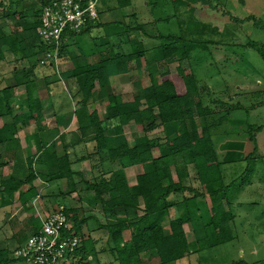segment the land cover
Wrapping results in <instances>:
<instances>
[{
	"label": "trees",
	"instance_id": "obj_1",
	"mask_svg": "<svg viewBox=\"0 0 264 264\" xmlns=\"http://www.w3.org/2000/svg\"><path fill=\"white\" fill-rule=\"evenodd\" d=\"M53 1L0 0V18L12 22L16 18V25L22 28L21 32L16 28L7 34L0 26V64L6 61L7 52H11L16 63L11 80L0 87V170L14 165L11 174L0 177V210L17 202L24 211L30 212L31 203L38 196L37 187L34 186L38 178L46 183L66 181L68 187L65 193L60 194L62 197L76 191L74 180L78 178L79 183L85 185L84 190L93 194V202L99 203L103 212L115 220L102 227L108 234L110 252L118 264H146L144 258L150 259L153 252L159 260L158 264H176L206 248L236 240L235 216L229 207L227 194L231 187H238L242 183L250 169L248 166L238 178L226 184L222 167L228 162L219 160L215 138L223 133L222 127L227 123L228 116L240 109L241 105L219 100H212L211 104L212 92L198 78L194 53L205 51L209 45H218L192 40L203 33L214 32L202 23L190 21L187 26L188 34L196 35L195 38L157 33L150 39L159 43L149 48L145 47L143 40L131 39L129 34L132 29L123 22L104 24L95 20L79 33L67 30L63 34L60 60L65 55V41L75 40L95 29H103L105 33L104 37L96 39L100 42L97 45L99 51L90 58L81 55L75 59L74 69L61 77L65 81L75 82L77 90L73 98L79 109L81 136L84 141L95 144L94 154L100 155V158L105 156L114 167L109 178L102 175L85 180L82 174L72 171L67 151L57 152L55 143L47 146L42 142L38 145L36 162V156L28 158L24 168L18 153L13 152L12 159H8V149L18 145L16 136L20 127L36 124L39 131L45 129L41 124L53 107L52 98L50 102L43 101L39 92L49 87L47 80L56 76V69L49 64L40 67L38 63L48 49L38 35L42 7ZM75 1L83 7L86 5L85 0ZM131 1L98 0V4L106 2L109 6L105 9L113 11L130 7ZM172 1L191 7L199 2ZM98 4L96 10L100 16L102 9ZM135 29L139 31L142 28L138 25ZM112 37L118 39L116 44L107 41ZM122 37L125 44L130 45L129 51ZM237 47L255 50L264 61V44L248 41L237 44ZM147 54L149 61L145 62ZM168 62H179L183 66H177L175 75L170 71L161 73V82L155 83L154 77L158 76L159 67ZM44 70L51 71V77ZM145 71L151 84L140 93L127 96L114 93L112 78L122 75L134 77ZM20 88L24 89V96L17 99L16 91ZM97 101H105L104 120L97 111L87 113L88 106ZM14 102L16 109L12 107ZM82 117L86 120L85 124L81 123ZM105 122L114 123L108 134L106 132L110 128L106 130ZM131 123L143 133L134 140L133 145L123 135V128ZM158 129L164 134V140L160 142L149 137ZM188 164L193 165L202 192L184 184ZM134 166L142 167L143 173L137 176V184L129 187L124 169ZM186 192L193 196L181 202L170 201L173 195ZM205 197L209 198L211 207L202 214L206 204L197 199ZM172 207L176 208L174 219L169 215ZM63 211L71 223L67 233L82 239V245L74 254L71 264H94L88 257L96 255L95 249L90 235L83 231L88 218L83 216L81 208H65ZM200 222L206 223L201 230L202 238L189 241L183 226L191 223L195 230ZM38 230L39 227L35 228V232ZM126 233H129V239L125 238ZM209 234H212V240ZM17 248L10 253L7 249H0V264H26L13 257ZM233 264L249 263L240 261Z\"/></svg>",
	"mask_w": 264,
	"mask_h": 264
},
{
	"label": "rangeland",
	"instance_id": "obj_2",
	"mask_svg": "<svg viewBox=\"0 0 264 264\" xmlns=\"http://www.w3.org/2000/svg\"><path fill=\"white\" fill-rule=\"evenodd\" d=\"M104 3L98 4L99 8L102 9V13L100 14L101 17L97 13V20L104 24L109 23V21L125 23L126 26L132 29L129 34L130 38L136 41L143 40L145 47L155 46L159 43L150 39V36H155L157 33L183 36L186 39L195 38L196 35L188 34L187 31L190 21L202 23L203 26L214 30V32H206L192 39L218 43V45H209L205 51L194 53L195 70L200 81L205 82L212 92L211 104L212 100H219L227 104L239 103L241 105L240 109L228 116L227 123L222 127L223 133L221 136L215 138L217 145L220 144L228 148V153L223 158L224 162H228L222 167L224 182L229 184L244 173L248 166L250 171L248 170L249 173L241 181L242 183L238 187H231L227 194V198L231 202L235 201L236 197L241 199L239 203L242 206L239 209L241 217L237 221L234 220L237 239L223 245L206 248V250L196 254L194 259L202 264H233L240 261L249 264H264V200H260L261 196H258V193L252 192L250 194L247 192L248 181L264 183V104H261L264 103V61L255 50L237 47V44H244L248 41L264 44V30L262 29L264 28V0H199L194 6L192 5L193 7L172 0L168 2L166 0H132L130 7L113 11L105 10L106 6L109 5L106 2ZM16 24V18L13 22L0 18V26L7 34H11L16 28L21 32L22 28ZM138 25L142 28L139 31L135 29ZM99 34L102 37L105 36L103 29H95L89 34L78 37L81 39L79 42L81 48L86 53L99 51L97 45L100 42L96 40ZM123 40L124 46L129 51L130 45L125 44L124 38ZM107 41L116 44L118 39L112 37ZM115 50L117 51L116 48ZM208 53H210L209 56ZM6 57V61L0 64V87L11 80L12 72L16 68L11 52H7ZM144 61H149L148 54ZM20 66L22 67V65ZM177 66H183V64L168 62L166 65L160 66L158 76L154 77L155 83L161 82V73L170 71L175 75ZM64 69L59 65L60 74ZM131 78L132 80L128 79V81L133 82V78H135L141 83L139 93L145 89L144 86L151 84L146 71ZM64 82L68 84L67 81L64 80ZM259 93L261 95L256 96ZM74 94V92H71L72 97ZM23 96L24 89H18L16 98L20 99ZM95 103L102 116L101 118L105 119V101ZM12 107L17 108L15 102ZM28 127L30 128L29 125ZM259 127L262 128L257 131ZM23 128H26V126H23ZM36 128L39 129L37 126ZM108 128L106 127V130ZM142 135L143 133L137 132L135 127L126 131V139L130 145L134 143V136ZM150 137L156 142L164 140L161 129H158L154 134L150 133ZM19 142L18 145H15L16 147L13 146L14 148L8 149L7 156H10L8 159H12L11 154L13 152H19ZM220 145H218V148ZM13 150H17V152ZM248 156L250 158L246 159ZM5 171L0 170V177L4 176ZM137 171L133 170L131 174H128L130 182L135 180V172ZM100 172H104V169ZM100 172L97 171L93 175L88 174V180L97 174L102 176ZM186 172L187 177L184 179V184H190L198 188L199 191V182L193 165L188 164ZM175 180H177L176 176ZM80 188L83 189L82 186ZM254 188L257 189L258 187L255 186ZM59 190L57 189V192ZM82 191L81 194H84L85 191L83 193ZM238 191L239 193L236 194L235 192ZM76 196L79 197L80 194ZM60 197L64 201L66 200V198ZM64 201L57 204L53 196L50 199L42 197L36 203H34L35 200L32 201L33 211L35 212L30 211L27 213L36 215L38 209L39 212L45 215L72 206L73 209L81 208L83 216L88 218L87 228L95 225L90 220L92 218L90 215L93 213L98 216L99 220L104 221L103 215L96 212V208H100V212H102V206L99 203L89 206L82 202L79 203L77 199H69L66 203ZM82 204L84 207L81 206ZM44 205L46 206L45 211ZM7 210H0V249H7L10 253L22 245L33 232H31L32 226L29 223L31 215L27 214L21 206L19 207V204L16 203L12 206L9 213ZM171 213L173 214L174 211L171 210ZM102 241L98 247V253L106 260L111 255L110 246L107 243L105 244V239ZM253 246L258 248L255 250L252 248ZM241 251H243L244 256L240 255ZM90 262L94 263V258ZM154 262L158 263V258L155 257ZM183 263L182 261L178 264Z\"/></svg>",
	"mask_w": 264,
	"mask_h": 264
},
{
	"label": "crops",
	"instance_id": "obj_3",
	"mask_svg": "<svg viewBox=\"0 0 264 264\" xmlns=\"http://www.w3.org/2000/svg\"><path fill=\"white\" fill-rule=\"evenodd\" d=\"M107 11H109V10H107ZM105 14H108V13H105ZM100 17H101V15H100ZM111 22L112 21H109V23H111ZM99 37H102V35L99 34ZM80 40L81 39L77 38L75 40L72 39L69 41H65V44L67 45L66 49L64 50L65 55L60 60L61 68H65V69L61 72V74L59 73V74H56L55 77L54 76L51 77V74H53V73L51 71L44 70L45 74H50L49 77H51V78H48V80H47V82L50 85H49V87H46L42 91L39 92V97L43 101L49 100V102L52 98V105H53L51 111L46 116L45 121L42 123V125L44 126L45 129L39 131L36 128V124H27V125H25L26 128H23V126L20 127L16 138L19 139L18 141H20L19 142L20 148H19L18 154L20 156L21 166L23 168L26 166V160L28 158H32L36 155H39V153L37 151L38 145H41L42 142L46 143L47 146H49L51 143H55L57 152H62L63 150L67 151L69 159L72 163V167H71L72 171L82 174L85 180L90 181L87 178L89 176L88 174L93 175L97 171L100 172V170L104 169V172H100V175H103L105 178H109V175L112 172V168H114V167L110 165V163L107 161L105 156H102L103 158H100V155L94 154L95 144L92 142L84 141L83 137L81 136V132L79 130L80 121L78 119V110L79 109H78L77 105L75 104L76 101L74 100V98L71 95V92L76 93L77 87H76L74 81H69V82L67 81L68 84H66L64 82V79H62V77H61L63 74L68 73L74 69L75 59H77L81 55L82 56L84 55L85 57L90 58V56L93 53L98 52V51H95L92 53H86L81 48V43H79ZM89 62H90V59H89ZM140 74H138V75H140ZM115 78H117V77H115ZM115 78L111 79V85H112L113 91L115 90L114 91L115 94L127 96V95L139 93L141 83L138 82L137 79L133 78L134 81L130 82V81H128V79L132 80V78L129 76H126V75L118 76L117 79H115ZM59 84H61V85H59ZM149 85L150 84H147L143 88H146ZM96 105H97L96 103H92L91 105H89L87 108V113H90L92 111H97L99 116L102 117L99 110L96 108ZM54 113H56V114H54ZM105 114H106V111H105ZM102 120H104V119H102ZM85 121H86L85 118L82 117L81 123L85 124ZM107 123H105L104 126L109 127L110 130H108L106 132V134L111 132V128L114 126L113 122L108 123V124ZM28 125L30 126V128L28 127ZM132 125H134V124L131 123V124H129L123 128V135L125 137H126L127 129H130L132 127L133 128L135 127L136 131L139 132L137 130V127L135 125L134 126H132ZM35 128L37 131L35 130ZM156 131L152 132V134H154ZM218 136H221V135H218ZM61 137H62V139H61ZM138 137H141V136H134L135 139ZM149 137H150V135H149ZM150 138L153 139L152 137H150ZM215 144H216V150H217L219 160L221 162H224L223 158H224V156H226V153H228V148L226 146L224 147L220 144H218V145H220V147L218 148V145L216 142H215ZM90 154H92V155L90 156ZM37 157L38 156H36V158H35V162L37 160ZM33 167L34 168L36 167L35 163H34ZM2 170L3 171L6 170L3 173L4 176L9 175L13 172L14 165L13 166L8 165L7 167H4ZM133 170H136V171L138 170V171L135 172V180L130 182L128 174H131V172H133ZM128 171H130V172H128ZM124 172H125V176H126L129 187H133L137 184L136 183L137 176L139 174L143 173V168L139 167V166L126 167L124 169ZM98 175L99 174L95 175L94 177H96ZM74 181L76 183V189H75L76 191L74 193H72L71 195H67L66 197H63V198H66V200L64 201L63 199H61L60 194L65 193L67 191L68 184L66 181H54L51 183H46L41 178H38L34 182V186L37 187V190H38V196L34 199L35 200L34 203H36V201H38V200H41L42 197L43 198L48 197L50 199V197L53 196V197H55V202L57 204H59L62 201H64L66 203L69 199L70 200L71 199H77V201L79 203L82 202V203H85V205H89V206L95 205L96 203H94L92 200L93 194L91 192L90 193L86 192L85 190H84L85 192L82 191L85 188V185L83 183H79L78 178L75 179ZM263 185H264V183H262V182L248 181L247 192H249L250 194L252 192L258 193V196H261L260 200H264V186ZM81 186L83 187V189L80 188ZM187 186H190V187H192L198 191V188L193 187L190 184ZM255 186H257L259 189L257 188L258 189L257 190L256 188H254ZM199 187H200L199 192H202V190H201L202 187H201L200 183H199ZM57 189H60V190L57 192ZM71 189L72 188H69V190H71ZM81 191H82V193L84 192V194H81ZM54 193H57V194H54ZM235 193L237 194V193H239V191L235 192ZM77 194L78 195L80 194L81 197L80 196L77 197L76 196ZM190 195L193 196V194L190 192H186L184 194L173 195L170 198V201L181 202L184 199L191 198ZM56 196H57V198H56ZM235 199L236 200L233 202H231L229 200V204H230L229 207L235 216V221H237L241 217L239 209H241L242 206L239 205L241 199L238 197H236ZM197 200H198V202H203L204 204H206V208L205 209L203 208L201 211L202 214L206 213V210L211 207L209 198L208 197L198 198ZM16 203H14L12 206H14ZM17 204H19V203H17ZM47 204L49 205V203H47ZM47 204H45V205H47ZM45 205L43 207L44 211L46 209ZM12 206L5 208L4 210L8 209L7 212L9 213V211H10L9 209ZM20 206L21 205L19 204V207ZM31 206H32L31 211H32V213H34L35 211H33L34 208H33L32 203H31ZM81 206L84 207L83 204ZM21 208H22V206H21ZM66 208H68V207H66ZM69 208L73 209L72 206H70ZM74 209H76V208H74ZM96 209H97L96 212H99L101 215H103L104 221L102 222L101 220H99L98 216H96L93 213L90 215L92 217L90 220H92L95 225H93V227L90 226V228H87L86 225L83 226V231H86L90 235L91 244L94 246L95 253H96V255H93L92 257H88V260L90 261L92 258H94V261H95L94 264H118V262L115 260V257L112 254L110 255L109 259L106 258V260H104L105 258L100 256V254L98 253V247L103 242L102 241L103 239H105V244L107 243V245H109L108 244L109 243L108 242V234L103 229L102 226L107 224V222H113L115 220L113 218H111L109 216V214H105L103 212L102 208H101L102 212H100L101 211L100 208H96ZM171 210L174 211L173 214L171 213ZM37 211H38L37 212L38 214H36V215L35 214L34 215L29 214L25 211L27 214L31 215V217L29 218V223L32 226L31 232H33V234L35 232V228H38V227L40 228L41 219L43 217H45L46 215L51 214V213H47V214L43 215V213L39 212L40 210L37 209ZM169 215H170L171 219H174L176 217V208L175 207L170 208ZM108 217H110V218H108ZM205 224H206L205 222L198 223V225L195 226V230H194V227L192 226L191 223L185 224L183 226V229H184V232L186 233V235L188 237V240L191 242H194L196 240V238H202L201 237L202 236L201 230L203 229ZM128 236H129V233H126L125 238L129 239ZM212 237H213L212 234H209L210 240H212ZM252 248L256 250V248H258V247L253 246ZM151 254H152V257L150 259L144 258V261L146 262V264H158L159 262L158 263L154 262V259H155L154 252ZM196 254H198V253L192 254L188 259L183 260V262H184L183 264H198L199 263L198 260L194 259ZM240 255L244 256L243 251H241ZM181 262H179V263H181ZM176 264H178V263H176ZM199 264H202V263H199Z\"/></svg>",
	"mask_w": 264,
	"mask_h": 264
},
{
	"label": "built area",
	"instance_id": "obj_4",
	"mask_svg": "<svg viewBox=\"0 0 264 264\" xmlns=\"http://www.w3.org/2000/svg\"><path fill=\"white\" fill-rule=\"evenodd\" d=\"M85 1V7L75 0H55L42 7L38 35L48 49L38 61L40 67L49 64L59 74L63 34L67 30L79 33L97 20L98 0ZM63 210L43 217L39 230L18 246L13 257L26 264H71L82 239L67 233L71 223Z\"/></svg>",
	"mask_w": 264,
	"mask_h": 264
}]
</instances>
